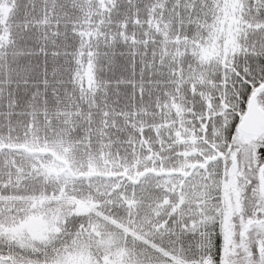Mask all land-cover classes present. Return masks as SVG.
I'll return each mask as SVG.
<instances>
[{
  "label": "snow or ice",
  "instance_id": "snow-or-ice-1",
  "mask_svg": "<svg viewBox=\"0 0 264 264\" xmlns=\"http://www.w3.org/2000/svg\"><path fill=\"white\" fill-rule=\"evenodd\" d=\"M0 264H264V0H0Z\"/></svg>",
  "mask_w": 264,
  "mask_h": 264
}]
</instances>
